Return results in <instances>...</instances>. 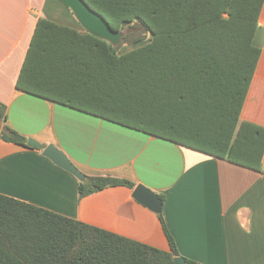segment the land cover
I'll return each mask as SVG.
<instances>
[{
	"label": "trees",
	"instance_id": "1",
	"mask_svg": "<svg viewBox=\"0 0 264 264\" xmlns=\"http://www.w3.org/2000/svg\"><path fill=\"white\" fill-rule=\"evenodd\" d=\"M85 1L125 31L121 43L40 17L19 90L263 170L264 127L241 112L264 0ZM7 119L0 102V139L27 145ZM116 185L136 184L86 175L79 196ZM159 215L170 250L0 193V264H175L182 255Z\"/></svg>",
	"mask_w": 264,
	"mask_h": 264
},
{
	"label": "crops",
	"instance_id": "2",
	"mask_svg": "<svg viewBox=\"0 0 264 264\" xmlns=\"http://www.w3.org/2000/svg\"><path fill=\"white\" fill-rule=\"evenodd\" d=\"M40 17L85 30L60 0H0V102L7 106V123L63 149L86 175L136 185L80 197L81 180L43 149L0 139V193L170 250L160 212L133 196L144 184L165 196L163 218L182 256L195 264H264V159L263 170H256L19 90ZM254 43L262 53L241 119L264 127V3Z\"/></svg>",
	"mask_w": 264,
	"mask_h": 264
},
{
	"label": "water",
	"instance_id": "3",
	"mask_svg": "<svg viewBox=\"0 0 264 264\" xmlns=\"http://www.w3.org/2000/svg\"><path fill=\"white\" fill-rule=\"evenodd\" d=\"M69 7L81 26L94 36L107 40L113 45L121 43L125 32L112 28L108 20L98 11L94 10L85 0H60ZM27 145L43 149V154L50 158L55 164L74 174L78 179L84 181L86 174L78 168L69 155L54 144L44 145L39 141L28 138ZM133 196L141 203L151 209L161 212L162 200L160 196L150 187L139 184L135 187ZM175 264H187L184 256L175 257Z\"/></svg>",
	"mask_w": 264,
	"mask_h": 264
},
{
	"label": "rangeland",
	"instance_id": "4",
	"mask_svg": "<svg viewBox=\"0 0 264 264\" xmlns=\"http://www.w3.org/2000/svg\"><path fill=\"white\" fill-rule=\"evenodd\" d=\"M70 9V8H69ZM71 10V9H70ZM125 32V31H124ZM145 42H147V41H144V42H142V43H140L139 45H142V44H144ZM130 48L129 47H124L123 49H122V51H126V50H129ZM9 125V124H8Z\"/></svg>",
	"mask_w": 264,
	"mask_h": 264
}]
</instances>
